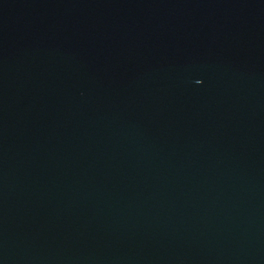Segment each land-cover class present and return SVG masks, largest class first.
I'll return each mask as SVG.
<instances>
[{"label": "water", "instance_id": "1", "mask_svg": "<svg viewBox=\"0 0 264 264\" xmlns=\"http://www.w3.org/2000/svg\"><path fill=\"white\" fill-rule=\"evenodd\" d=\"M0 264H264V0H0Z\"/></svg>", "mask_w": 264, "mask_h": 264}]
</instances>
